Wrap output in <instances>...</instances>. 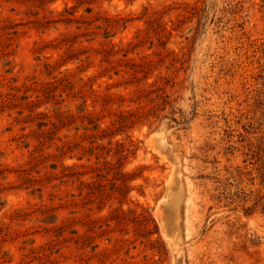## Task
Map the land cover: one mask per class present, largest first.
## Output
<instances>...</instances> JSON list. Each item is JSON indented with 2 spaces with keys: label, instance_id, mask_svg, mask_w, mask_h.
<instances>
[{
  "label": "rangeland",
  "instance_id": "1",
  "mask_svg": "<svg viewBox=\"0 0 264 264\" xmlns=\"http://www.w3.org/2000/svg\"><path fill=\"white\" fill-rule=\"evenodd\" d=\"M0 264H264V0H0Z\"/></svg>",
  "mask_w": 264,
  "mask_h": 264
}]
</instances>
